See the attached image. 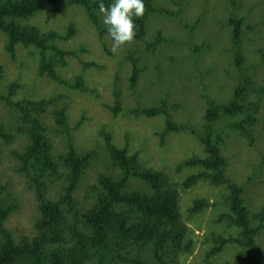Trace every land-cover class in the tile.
I'll return each mask as SVG.
<instances>
[{
	"label": "trees",
	"instance_id": "16d2710c",
	"mask_svg": "<svg viewBox=\"0 0 264 264\" xmlns=\"http://www.w3.org/2000/svg\"><path fill=\"white\" fill-rule=\"evenodd\" d=\"M112 2L103 0L106 8ZM143 2L144 14L133 17L134 39L112 49L100 0H0L5 50L14 58L16 47L28 48L37 76L32 83L14 80L0 86L7 117L0 121V264H191L197 245L203 253L200 264H264V247L257 241L264 232V201L257 214L247 205L251 188L261 182L264 152L246 163L249 174L230 169L239 144L252 147L260 140L259 126L264 139V81L257 84L255 77L256 69H264V48L257 49L260 60L247 62L241 20L229 16L230 36L226 46L217 48L218 55L207 57L212 55L208 40L206 46L190 45L187 54L166 57L191 73L186 86L196 80L194 92L190 95L191 86H185L188 94L174 102L173 92L151 88L154 96L142 105L143 95L136 90L141 76L147 72L154 83L152 73L158 72L157 81L162 80L160 66L149 65L146 54L174 42L160 28L148 32L147 25L155 14L180 16L164 0ZM64 6L81 11L100 49L111 56L117 52L110 102L100 99L99 84L91 85L86 76L107 64L82 58L78 51L90 52L89 47L63 46L77 31L74 19L68 15L61 31L52 24L64 16ZM71 59L80 69L67 75L64 68ZM191 67L205 71L197 75ZM3 72L0 64V79ZM216 72L225 78L211 83ZM176 79L173 87L183 89ZM39 82L53 87L39 95ZM99 105L111 118L128 120L127 130L118 134L115 124L103 120L92 130L94 145L81 146L74 131L94 119ZM137 118L144 121L142 129L128 126ZM182 132L193 137L202 154H181L172 176L163 158L173 150L169 138ZM158 151L161 168L154 165ZM5 158L11 174L2 168ZM184 169L189 171L183 174ZM12 174L21 177L27 192L32 220L27 230L8 224L24 206ZM198 183L215 188V197L195 195L183 207L180 191ZM209 206L217 209L210 218L213 225L197 236L191 225L201 226L198 216Z\"/></svg>",
	"mask_w": 264,
	"mask_h": 264
},
{
	"label": "rangeland",
	"instance_id": "374dc122",
	"mask_svg": "<svg viewBox=\"0 0 264 264\" xmlns=\"http://www.w3.org/2000/svg\"><path fill=\"white\" fill-rule=\"evenodd\" d=\"M164 4V6H166V8L169 10L176 13L179 12L180 16L178 14H176L174 17L164 13L155 14L151 17V20L147 25L148 32H154L156 28H160L163 34L168 35L174 42L170 41V45L166 44L159 46L158 49H156L153 53L146 54L145 58L149 60V65L152 64V67L158 65L160 66L162 71V80L157 81L159 79L158 72L152 73L151 78L154 79V83L149 82V75L147 72L141 76L136 90L141 92L143 95L140 100L142 105H148V102H150L151 99L150 96H154L150 91L151 88L157 93L165 92L170 94L173 92L174 94H171L170 97L174 102L182 99V97L188 94V90L184 87L187 84V75H190L191 73L186 71V69L184 70L181 67L179 68V65H177L176 61L169 62L166 57L169 55H176L178 52L187 54L188 50H190V45L199 46L203 43H206V46L209 45L208 40L212 42V50L210 51L212 55H208L207 57L218 55L217 48H220L223 45L226 46L228 36H230V26L227 23L229 16H235L237 19L241 20V26L243 28L244 35L242 37V52L244 57H246V61L251 62L254 59L260 60L257 54V49L260 47L264 48V0H164ZM62 11L64 12V16H62L61 19H56L52 22V24L55 23L56 25H59L55 26L54 28L57 31H61L63 28H65L64 26H61V24L66 23V18L68 15L74 19V24L77 27L75 35L70 40H68L67 43H64L63 46L67 47V44H69L71 49H77L81 45L89 47L90 52H86L85 50L78 51L82 58L93 59L97 62L100 61L107 64V68H105V70L93 71L91 73L88 72L86 76L89 75L88 79L92 83L91 85L99 84L98 94L100 99L110 102L112 99L110 90L112 89L111 85L113 81L111 74L114 72L113 70L115 69V60L118 56L116 50L114 56H111L103 49H100L94 28L83 18L81 11H79L77 8L64 6ZM73 11H77V13L73 14ZM197 20L199 21L196 22ZM49 23L51 24V20ZM47 26L49 25L47 24ZM111 48L113 49V47ZM14 52L15 57L13 58L11 54L5 50V38L0 33V64L4 68V75L0 79V86L13 82L14 80H19V83H32L33 80H37V76L35 74L36 63L34 55L29 54L28 48L26 49L22 47H16ZM205 52L206 51L202 53ZM200 55L201 53L197 56L200 57ZM68 63L69 65L64 68V72L67 75L74 74L80 69L77 60L71 59L68 61ZM202 64H205V62ZM227 64L228 60L223 65L224 70H227ZM217 66L218 65L215 67ZM190 69L194 70L193 67ZM204 71L197 73L194 70L193 73L202 75ZM215 71L219 70L216 68ZM219 72H221V70ZM255 73L257 84L262 83L264 81V69L258 68L256 69ZM218 76L225 78L221 73L216 72V76L212 78L211 83L218 81ZM176 77H178V79H176ZM175 79L177 82L181 83L180 87L183 89L173 87ZM195 81L186 86H191L190 95L194 92V87L192 84L195 83ZM157 84L159 85L156 86ZM52 87L53 86L51 83L46 84L45 82H39L38 89L40 91H38V94L42 95V93L51 89ZM23 89H25V87ZM212 89L213 88L210 86L209 90ZM88 103L91 104V102ZM124 103L130 104L131 102L125 101ZM90 106L91 105H88V108ZM3 107V104L0 103V121H4L7 118ZM98 107L99 112H95L96 116L94 119L81 122L78 129L74 131V139H76L75 141L81 146L85 147L88 145H94L92 130L96 128L97 124L101 123L103 120L111 121L112 124H115L114 130L118 134L120 133L123 135V132L127 130L126 123L128 120H124L123 116L112 117V119L109 112L104 110L101 105ZM73 118H75V116H73ZM143 122L144 121L137 118L134 119L132 123L129 122L128 126L130 125L134 129H137L138 127L142 129ZM259 127L257 134L260 140L256 142L255 146L251 147L247 144V142H242V144H239L242 146L241 148L236 147L238 158L230 166L232 171L241 172L245 170V172L249 174L251 170L248 169L246 163H254L259 159V157L262 158V155L259 154L264 152V139L262 132L259 131ZM123 141L124 139L122 137L121 142ZM169 141L173 150L167 151L168 156L164 157L163 160L167 161L168 168L171 169L169 173L172 176L176 174L172 170L174 163L181 159L182 155H189L193 151L195 153L202 154V150L199 148L200 146L195 143L193 137L187 132L174 135V137L169 138ZM183 141L185 143H183ZM17 143L18 141L15 139L12 146H15ZM159 151L158 153L154 154V160H156L154 165L158 168H161L162 165L157 162V160H161ZM9 164V160L5 158L3 160L2 168L6 169L7 173L11 174L12 172L9 169ZM187 171L189 170L184 169L183 174H185ZM238 174L239 173H236V175ZM11 177L14 189L17 190L23 197L24 206L20 212L10 217L8 224L9 226L24 227L26 228L25 230H27L32 223L30 218V208L26 199L27 192L20 176L17 174H12ZM259 177L261 182L251 188L249 192V200L247 202L251 212H254V214H257L256 211L260 209L261 204L264 201V171H261ZM180 192L182 195L181 203L183 207L187 206V203L191 200L190 198L194 197L195 195L203 194L209 198H214L216 195L215 188L213 189L212 186L206 183H198L197 185H194L187 190H181ZM216 213L217 209L209 206L204 212L199 214L198 219L201 222V226L196 228L195 226L191 225L193 228H195V233L197 236H201L202 233L212 227L213 222H211L210 218H213ZM214 226L216 229H220L223 234H228L227 229L222 230L219 228V225ZM257 241L261 246L264 247V232H261V234L257 236ZM196 249L197 253L195 256L189 258L191 264H200L201 258L203 257L202 252L198 253V245ZM201 250H203V248H201Z\"/></svg>",
	"mask_w": 264,
	"mask_h": 264
},
{
	"label": "clouds",
	"instance_id": "9594fccd",
	"mask_svg": "<svg viewBox=\"0 0 264 264\" xmlns=\"http://www.w3.org/2000/svg\"><path fill=\"white\" fill-rule=\"evenodd\" d=\"M98 6L103 16L102 23L113 41V48L132 42L135 36L133 17L144 14L143 0H113L107 8L100 0Z\"/></svg>",
	"mask_w": 264,
	"mask_h": 264
}]
</instances>
